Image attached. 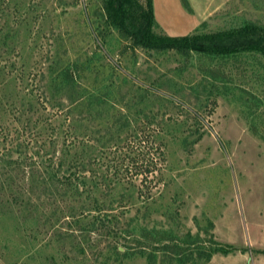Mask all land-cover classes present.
Segmentation results:
<instances>
[{"label": "rangeland", "instance_id": "374dc122", "mask_svg": "<svg viewBox=\"0 0 264 264\" xmlns=\"http://www.w3.org/2000/svg\"><path fill=\"white\" fill-rule=\"evenodd\" d=\"M153 1L159 34L264 29V0ZM0 66V264H207L220 245L235 251L213 264H264L261 55L133 49L102 0H0ZM65 68L72 95L105 97L75 110L73 131L71 92L50 98ZM64 144L88 155L103 217L44 185Z\"/></svg>", "mask_w": 264, "mask_h": 264}, {"label": "trees", "instance_id": "16d2710c", "mask_svg": "<svg viewBox=\"0 0 264 264\" xmlns=\"http://www.w3.org/2000/svg\"><path fill=\"white\" fill-rule=\"evenodd\" d=\"M102 6L109 27L116 29L125 38L129 39L133 49L140 48L155 52L176 51L184 57H190L192 54H202L208 57H231L254 53L264 58V29L253 24L212 34L169 36L155 31L156 21L153 0H102ZM4 68V66H0V72L4 71ZM50 85L52 89L50 98L52 100L57 97L67 96V91L71 92L67 96V100L70 101L72 107L68 109L64 117H60L67 121L61 125V129L67 126L69 131L74 130L72 117L70 116L75 113V110L81 104L92 101V98L105 100L102 95L87 96L83 93L72 95V92H76V89L81 87V83L79 77L70 68L63 69L58 76H53ZM59 104L64 106L61 103ZM129 117V114L122 117L123 122H121V127H119L120 131L130 128L132 121ZM55 131L59 132V129ZM68 137H71V135ZM72 151L71 146L62 145L60 155L56 159L57 161L49 160V163H42L44 176L40 177L43 178L42 181L48 188L56 186L61 197H67V199L78 197L79 203H82L81 209L78 210L81 211L80 213L95 212L96 218L98 216L101 218L108 206L105 202L99 201L96 196L100 185L97 182L92 184V177L88 175L90 171L88 169V155L84 154L85 151H82L83 154L79 152L73 154ZM155 165L156 163H153L152 166H147L146 172L142 171L140 175L146 174L148 176L154 172ZM35 172L38 171L32 170L29 174L31 181L37 178ZM86 199L91 200L85 203ZM88 204H91V206L87 207L86 205ZM70 217H73L72 219L76 218V213H71ZM76 220H79V218ZM167 248L161 250L163 255L170 254ZM114 250L116 256H118L117 258L123 255L126 256V253L120 252L118 247ZM234 251L235 249L231 245H220L206 255V263L210 262L216 253L229 255ZM176 254L181 256L182 253L177 252Z\"/></svg>", "mask_w": 264, "mask_h": 264}, {"label": "crops", "instance_id": "0c3cea01", "mask_svg": "<svg viewBox=\"0 0 264 264\" xmlns=\"http://www.w3.org/2000/svg\"><path fill=\"white\" fill-rule=\"evenodd\" d=\"M153 5H154V1H153ZM155 7V6H154ZM154 12H155V8H154ZM157 15V14H156ZM215 261V257L211 259L210 262H208L207 264H213Z\"/></svg>", "mask_w": 264, "mask_h": 264}]
</instances>
